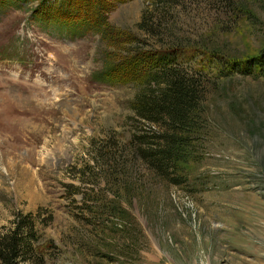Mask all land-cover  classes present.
Returning <instances> with one entry per match:
<instances>
[{"label":"rangeland","instance_id":"rangeland-1","mask_svg":"<svg viewBox=\"0 0 264 264\" xmlns=\"http://www.w3.org/2000/svg\"><path fill=\"white\" fill-rule=\"evenodd\" d=\"M167 48L205 93L161 174L132 101ZM262 52L264 0H0V235L33 223L23 264H264V72L221 71Z\"/></svg>","mask_w":264,"mask_h":264},{"label":"trees","instance_id":"trees-1","mask_svg":"<svg viewBox=\"0 0 264 264\" xmlns=\"http://www.w3.org/2000/svg\"><path fill=\"white\" fill-rule=\"evenodd\" d=\"M167 2L162 0V4ZM148 58L151 69L146 74L145 90L132 101V110L140 129L144 125L147 127L142 131L147 135L136 138L146 146L139 154L162 174L168 169L177 170L181 149L191 148L190 136L200 130L205 79L196 71L181 68L180 53L176 48L158 49ZM139 66L132 68L139 69ZM117 67L120 66L111 68ZM256 69L259 76L263 74L264 52L254 58L228 61L221 71L227 76H248ZM25 222L21 220L9 232L0 235V261L4 264L27 263L30 258L26 256L32 258L35 254L34 225Z\"/></svg>","mask_w":264,"mask_h":264}]
</instances>
